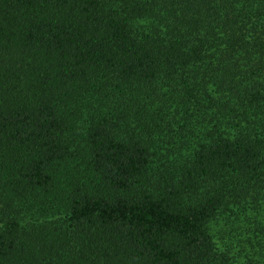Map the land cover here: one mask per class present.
I'll use <instances>...</instances> for the list:
<instances>
[{
  "label": "trees",
  "instance_id": "trees-1",
  "mask_svg": "<svg viewBox=\"0 0 264 264\" xmlns=\"http://www.w3.org/2000/svg\"><path fill=\"white\" fill-rule=\"evenodd\" d=\"M0 264H264V0H0Z\"/></svg>",
  "mask_w": 264,
  "mask_h": 264
},
{
  "label": "rangeland",
  "instance_id": "rangeland-1",
  "mask_svg": "<svg viewBox=\"0 0 264 264\" xmlns=\"http://www.w3.org/2000/svg\"><path fill=\"white\" fill-rule=\"evenodd\" d=\"M246 228L247 225L244 221L219 220L215 229L218 244L223 249L228 246L232 250H239L241 243L246 239Z\"/></svg>",
  "mask_w": 264,
  "mask_h": 264
}]
</instances>
